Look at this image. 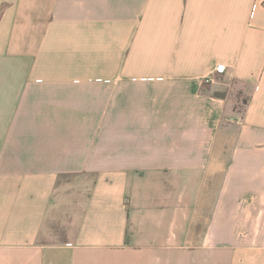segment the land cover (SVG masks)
Instances as JSON below:
<instances>
[{"label":"crops","instance_id":"0c3cea01","mask_svg":"<svg viewBox=\"0 0 264 264\" xmlns=\"http://www.w3.org/2000/svg\"><path fill=\"white\" fill-rule=\"evenodd\" d=\"M0 264H264V0H0Z\"/></svg>","mask_w":264,"mask_h":264},{"label":"built area","instance_id":"2783aa9c","mask_svg":"<svg viewBox=\"0 0 264 264\" xmlns=\"http://www.w3.org/2000/svg\"><path fill=\"white\" fill-rule=\"evenodd\" d=\"M218 71L219 72H225L226 71V66L224 64H221L219 67H218Z\"/></svg>","mask_w":264,"mask_h":264}]
</instances>
